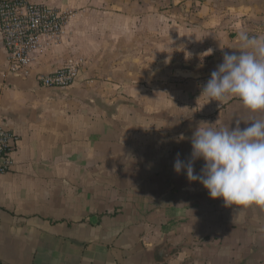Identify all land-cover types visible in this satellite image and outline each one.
Segmentation results:
<instances>
[{
  "label": "crops",
  "instance_id": "obj_1",
  "mask_svg": "<svg viewBox=\"0 0 264 264\" xmlns=\"http://www.w3.org/2000/svg\"><path fill=\"white\" fill-rule=\"evenodd\" d=\"M27 1L70 20L27 77L0 32V125L21 140L0 177V264H264V207H226L174 171L200 122L264 120L201 95L239 32L264 35V0ZM70 59L71 87L41 85Z\"/></svg>",
  "mask_w": 264,
  "mask_h": 264
},
{
  "label": "clouds",
  "instance_id": "obj_2",
  "mask_svg": "<svg viewBox=\"0 0 264 264\" xmlns=\"http://www.w3.org/2000/svg\"><path fill=\"white\" fill-rule=\"evenodd\" d=\"M239 50L225 52L223 62L212 71L201 95L210 101L238 98L252 113H264V35L238 34ZM207 52L212 54V50ZM215 124V123H214ZM200 122L191 137V157L177 156L174 171L186 173L189 182H198L213 200L226 207H264V120H255L243 129H217ZM180 139H184L181 135ZM203 160L199 175L194 163Z\"/></svg>",
  "mask_w": 264,
  "mask_h": 264
},
{
  "label": "built area",
  "instance_id": "obj_3",
  "mask_svg": "<svg viewBox=\"0 0 264 264\" xmlns=\"http://www.w3.org/2000/svg\"><path fill=\"white\" fill-rule=\"evenodd\" d=\"M70 13L27 0H0V32L10 71L18 77L30 75L36 56L47 46L61 43ZM83 71V61L70 59L53 73L42 75L43 87H71ZM20 136L0 125V177L15 168Z\"/></svg>",
  "mask_w": 264,
  "mask_h": 264
}]
</instances>
